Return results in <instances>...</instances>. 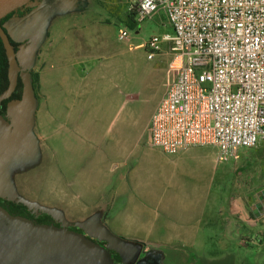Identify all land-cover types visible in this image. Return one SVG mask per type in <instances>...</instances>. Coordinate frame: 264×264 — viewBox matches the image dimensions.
<instances>
[{
  "label": "crops",
  "instance_id": "0c3cea01",
  "mask_svg": "<svg viewBox=\"0 0 264 264\" xmlns=\"http://www.w3.org/2000/svg\"><path fill=\"white\" fill-rule=\"evenodd\" d=\"M66 2L34 0L28 5V14L3 24L8 38L20 44L15 58L23 96L7 104L6 120L0 118V198L42 209L61 223L79 227L111 250L110 244L129 242L138 244L140 251L150 245H193L200 226L206 232L212 225L213 211L209 208V213L207 205L221 203L224 208L217 216H224L225 226L217 238L235 234V244H241L245 225L251 231L248 243L264 249L260 233L264 191H250L249 199H254L250 206H244L242 177L249 163L239 149L221 162L216 149L209 146L186 148L168 156L149 147L147 139V149L135 151L121 126L108 137V129L101 134L96 109L79 91L85 79L95 75L91 53L86 55V46L78 44L81 38L77 44L60 46L52 53L53 61L42 69L39 61L45 54L41 50L48 41L47 28L33 30V26L43 21L41 9L51 4L62 7ZM155 14L161 19L163 13ZM170 34L169 28L161 35ZM29 72L38 78L37 99L29 88ZM42 124L44 134L29 135L35 131L34 125L38 128ZM34 136V140L27 139ZM229 160L233 165L225 166ZM229 177L231 190L223 193V180ZM2 215L0 264H113L102 249L78 236ZM232 218L242 225L232 223ZM89 222L109 231L91 233ZM263 258L259 263L264 264Z\"/></svg>",
  "mask_w": 264,
  "mask_h": 264
},
{
  "label": "built area",
  "instance_id": "2783aa9c",
  "mask_svg": "<svg viewBox=\"0 0 264 264\" xmlns=\"http://www.w3.org/2000/svg\"><path fill=\"white\" fill-rule=\"evenodd\" d=\"M130 9L136 23L161 11L171 30L143 44L146 59L161 44L171 54L149 147L173 156L209 146L225 162L264 138V0H135Z\"/></svg>",
  "mask_w": 264,
  "mask_h": 264
},
{
  "label": "rangeland",
  "instance_id": "374dc122",
  "mask_svg": "<svg viewBox=\"0 0 264 264\" xmlns=\"http://www.w3.org/2000/svg\"><path fill=\"white\" fill-rule=\"evenodd\" d=\"M134 1L68 0L62 7L57 4L44 6L43 10L46 12L41 9L43 21H37L33 30L34 27L47 28L48 41L41 50L42 54H45L39 61L44 70L49 66L48 63L53 61L52 53L56 54L55 51L60 46L74 45L77 39H82V43L78 44L86 46V55L91 53L89 58L95 75L93 78H86L79 91L90 98L87 104L96 109L99 132L104 134L108 129L106 134L108 137L121 126L129 135L127 143L133 146L135 151L142 152L147 149L146 131L150 117L162 99L171 76L167 74L171 54L168 48L161 44L159 51L151 59H146L147 52L143 49V44L152 36L159 37L162 33L169 32V27L164 22L163 14L161 19L154 14L141 23L134 21L136 28L129 30L124 26L125 15L133 10L127 9L129 6L132 7ZM121 31H126L127 38L119 41L118 35ZM34 129L35 131L29 133L30 136H33V133H36V136L44 134L43 124L38 128L34 125ZM14 134L16 135L17 131H14ZM36 136L27 139L34 140ZM40 140L43 150L44 135ZM238 152L249 163L242 177V184L245 187L244 206L247 208L254 199V197L249 199V192L258 194L259 191H264V138H261L253 148L239 149ZM224 165L232 166L233 162L229 160ZM230 178L223 180V193L231 190ZM260 204L264 205L262 201ZM223 206L221 203L207 205L209 213H211L209 208L213 211L212 225L207 227L206 232L204 227L200 226L193 245L172 244L161 247L150 245L148 249L161 254L160 264H262L259 260L264 257V249L256 244H251L252 249L247 247L250 245L247 234L251 232L246 229L247 226L244 225L245 236L241 239V244H235L237 240L235 234L224 238L225 240L217 238L221 235L219 232L222 231V226H225L224 216H217ZM2 216L10 219L5 214ZM232 220L235 225H242L239 219ZM202 223H205V219ZM260 226L261 238L264 240V223L262 222ZM87 230L98 233L100 230L109 231V228L98 227L89 222ZM211 233L213 236L208 239ZM137 245L127 242L125 245L109 246L118 253L123 264H133L141 257Z\"/></svg>",
  "mask_w": 264,
  "mask_h": 264
},
{
  "label": "trees",
  "instance_id": "16d2710c",
  "mask_svg": "<svg viewBox=\"0 0 264 264\" xmlns=\"http://www.w3.org/2000/svg\"><path fill=\"white\" fill-rule=\"evenodd\" d=\"M34 0H29L28 3H32ZM31 11V7L29 6H22L8 14H6L4 17L0 18V29L6 36L8 45L11 47L12 52L15 54L20 44L13 42L11 39L8 38L6 35L3 24L9 20L12 17L21 18L22 16L28 14ZM135 13L133 10L129 11L125 15V25L129 30H133L136 28V24L133 20ZM16 67L19 70V66L16 61ZM7 60L4 54V50L0 41V95L6 90L7 88ZM29 88L31 90L32 96L34 99H37V92H38V78L37 75L34 73L29 72ZM23 96V84L22 80L19 76V72L16 73L15 82L13 85V89L10 93V95L0 101V118L3 120H6V106L10 102H17L22 99ZM0 211L4 213L7 217L15 218L23 220L27 223H29L32 226L35 227H43L46 229H50L53 231H63L75 236H78L82 239H84L89 244L99 247L104 251V253L108 256L110 261L113 264H122L121 259L119 258L118 254L107 248L106 244L97 240L95 237L88 235L84 231H82L79 227L72 225V224H66L61 223L60 221L54 219L49 213L45 212L42 209L35 208V207H29L27 205H24L22 203H18L15 201L6 200L3 198H0ZM261 241L259 240L257 244H259ZM247 247L250 249L253 248L251 245H247ZM149 249H144L141 252V256L146 253Z\"/></svg>",
  "mask_w": 264,
  "mask_h": 264
},
{
  "label": "water",
  "instance_id": "95a60500",
  "mask_svg": "<svg viewBox=\"0 0 264 264\" xmlns=\"http://www.w3.org/2000/svg\"><path fill=\"white\" fill-rule=\"evenodd\" d=\"M28 2H29V0H0V18L4 17L6 14H8V13H10V12L22 7V6H28L30 4ZM0 41H1V44H2V47L4 50L6 60H7V72H6L7 88L0 95V101H2L10 95V93L13 89V85L15 82L16 73L18 72V69L16 67L15 54L12 52L11 47L8 45L6 36L4 35V33L2 32L1 29H0ZM90 236H92V235H90ZM140 246L142 248L145 247V245H143V244H140ZM145 248H147V247H145ZM156 252L157 251H155V252L150 251V250L147 251L140 258H138L133 264H160L161 254L156 253Z\"/></svg>",
  "mask_w": 264,
  "mask_h": 264
}]
</instances>
